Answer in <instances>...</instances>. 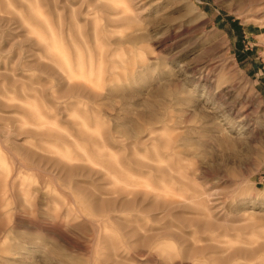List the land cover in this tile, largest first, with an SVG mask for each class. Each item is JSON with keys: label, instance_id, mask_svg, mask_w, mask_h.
<instances>
[{"label": "rangeland", "instance_id": "rangeland-1", "mask_svg": "<svg viewBox=\"0 0 264 264\" xmlns=\"http://www.w3.org/2000/svg\"><path fill=\"white\" fill-rule=\"evenodd\" d=\"M0 264H264V0H0Z\"/></svg>", "mask_w": 264, "mask_h": 264}]
</instances>
